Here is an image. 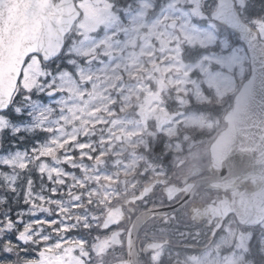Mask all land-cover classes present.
I'll return each instance as SVG.
<instances>
[{
	"label": "rangeland",
	"instance_id": "obj_1",
	"mask_svg": "<svg viewBox=\"0 0 264 264\" xmlns=\"http://www.w3.org/2000/svg\"><path fill=\"white\" fill-rule=\"evenodd\" d=\"M155 1L124 0L122 5L116 6L110 13L100 17L95 15L91 19L84 18L78 24L83 27H77L76 31L80 37L72 39L68 45L69 48L74 41L83 42L80 54L64 55L62 58L76 61V67L63 65L69 67L73 81L65 96L63 115L67 118L68 131L77 129L81 140L78 142L90 145L84 152L91 156V159L82 161L86 171L76 172L83 183V187L73 189L80 197L78 205L70 214L61 218L65 222L71 218L72 228L77 225V218H81L79 209L82 208L84 214L85 203L89 208L97 210L117 193L118 186L127 189L143 180L140 172L134 173V170L139 166L142 170L143 163L148 162L149 156L153 165L148 163L147 171L150 174H160L161 168H156L166 163L173 154L207 140L218 118L210 119L209 114L200 109L204 105H199V101L207 99L199 84L195 83L193 92L185 95L192 89V86H186V82H194L203 77L210 87L215 88L217 99H224L225 106L229 101L225 97L236 90L249 69L242 45L210 21L201 20L205 13L200 9V0H165L158 4L160 17L154 23H149L144 16L153 13L156 8L158 10V7L152 9L154 5L157 6ZM235 2L246 19L252 20L254 16L258 20L260 34L264 36V0ZM209 6L213 7L211 3L207 5ZM118 11L123 13L119 14ZM127 17L130 19L127 31L123 32V36L115 38ZM161 17L163 20L177 19L178 26L169 30L163 25L161 31L156 27ZM98 24L100 36L94 37L91 34L96 32ZM144 26L146 37L136 44ZM161 35L173 44L163 45L159 41ZM191 44L216 48L201 53L197 48L189 49ZM154 47L157 48L156 61L152 54ZM129 64L132 67L129 68ZM192 68L197 70L194 80L189 76ZM137 71L139 76L132 82L119 80L120 75H130ZM149 82H152L151 89L148 88ZM165 104L179 109L181 116L164 127L160 135L149 125H143L134 114L136 108L143 107L150 118L157 111H167ZM190 105L195 109H190ZM60 116L61 112L56 111L53 118ZM96 124L99 125L95 126ZM180 128L184 131L177 135ZM38 138L43 140L45 135L38 134ZM30 145L31 141L21 145V148ZM140 148L142 149L139 150ZM143 153L146 156H142ZM73 155L77 156L79 162V153ZM64 198L67 199L66 196ZM88 218L93 219V214L90 213ZM259 228L261 230L249 231L246 235L249 253L246 250L241 253L240 242H236L238 234L241 235L240 239L243 234L231 229L223 242L228 248L227 255H217L213 264H264V222ZM77 238V235H72L69 240ZM64 243L65 240L61 238L56 242L60 257L65 254ZM3 259L4 254L0 253V260Z\"/></svg>",
	"mask_w": 264,
	"mask_h": 264
},
{
	"label": "snow or ice",
	"instance_id": "obj_2",
	"mask_svg": "<svg viewBox=\"0 0 264 264\" xmlns=\"http://www.w3.org/2000/svg\"><path fill=\"white\" fill-rule=\"evenodd\" d=\"M83 7L75 0H0V167L9 169L0 171V253L15 256L0 264H46L36 247L48 239L44 230H73L61 218L78 205L73 189L83 183L76 172L86 171L82 161L91 156L63 115L73 83L63 65L76 61L61 55L80 54L83 42L67 51L64 44ZM56 111L61 116L53 118Z\"/></svg>",
	"mask_w": 264,
	"mask_h": 264
},
{
	"label": "flooded vegetation",
	"instance_id": "obj_3",
	"mask_svg": "<svg viewBox=\"0 0 264 264\" xmlns=\"http://www.w3.org/2000/svg\"><path fill=\"white\" fill-rule=\"evenodd\" d=\"M192 171V162L187 159L178 160L171 167L168 176L171 181L182 186L195 179L191 177ZM204 175L206 174L202 176ZM210 191L203 186L198 187L183 207L144 221L132 239L129 228L137 214L151 206H170L182 195L180 192L168 201L161 191V186L156 185L149 197L135 202H121L123 213L115 224L100 229L98 216L97 221L89 223L86 220L82 225L83 234L76 240L65 242V254L59 259L62 264H114L127 260L128 253L131 252V257H134L138 264H195L192 260L195 254L208 248L215 218L210 219L209 212L205 211L202 216H197L202 211L193 214L192 208L195 205L204 206L211 198H216L213 197L215 191ZM51 230L46 228L44 235L48 239L37 244V248L43 249L46 264H51L52 260L57 259L51 256L52 253H57L54 247L57 238ZM71 235L72 231L68 236ZM39 239L37 237V241ZM98 240L102 241L100 246L96 245ZM155 240H166L167 243L154 250H148V244Z\"/></svg>",
	"mask_w": 264,
	"mask_h": 264
},
{
	"label": "water",
	"instance_id": "obj_4",
	"mask_svg": "<svg viewBox=\"0 0 264 264\" xmlns=\"http://www.w3.org/2000/svg\"><path fill=\"white\" fill-rule=\"evenodd\" d=\"M211 18L231 28L244 44L250 65L248 78L234 96L232 107L224 116L226 126L210 146L211 166L219 170L217 182L234 181L240 176L254 177L252 188L264 185V41L257 32L243 22L233 0H217ZM144 120L143 110L138 112ZM171 116H158V125L168 122ZM252 210L261 208L264 200L249 204ZM249 209H239L245 213ZM252 217V216H251Z\"/></svg>",
	"mask_w": 264,
	"mask_h": 264
},
{
	"label": "bare ground",
	"instance_id": "obj_5",
	"mask_svg": "<svg viewBox=\"0 0 264 264\" xmlns=\"http://www.w3.org/2000/svg\"><path fill=\"white\" fill-rule=\"evenodd\" d=\"M213 103H215V101H213ZM169 108L172 109V108H174V106H169ZM161 215H162L161 213H156L154 216H155V217H160ZM154 216H153V217H154ZM137 224H138V223H137L136 221H133V225H134V226H137ZM29 248L31 249L32 247L29 246Z\"/></svg>",
	"mask_w": 264,
	"mask_h": 264
},
{
	"label": "trees",
	"instance_id": "obj_6",
	"mask_svg": "<svg viewBox=\"0 0 264 264\" xmlns=\"http://www.w3.org/2000/svg\"><path fill=\"white\" fill-rule=\"evenodd\" d=\"M252 18L253 19L252 20H249V21L254 22L255 25L257 26L258 25V20L254 16Z\"/></svg>",
	"mask_w": 264,
	"mask_h": 264
}]
</instances>
